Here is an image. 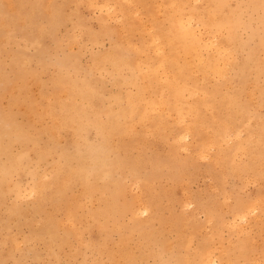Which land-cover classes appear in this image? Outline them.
<instances>
[{
    "label": "rangeland",
    "instance_id": "rangeland-1",
    "mask_svg": "<svg viewBox=\"0 0 264 264\" xmlns=\"http://www.w3.org/2000/svg\"><path fill=\"white\" fill-rule=\"evenodd\" d=\"M213 262L264 264V0H0V264Z\"/></svg>",
    "mask_w": 264,
    "mask_h": 264
},
{
    "label": "bare ground",
    "instance_id": "bare-ground-1",
    "mask_svg": "<svg viewBox=\"0 0 264 264\" xmlns=\"http://www.w3.org/2000/svg\"><path fill=\"white\" fill-rule=\"evenodd\" d=\"M175 25V24H174ZM211 44V43H210ZM198 50V49H197ZM184 74V73H183ZM187 136V134H185ZM182 138V137H181ZM180 141V140H179ZM212 141V140H211ZM209 263V262H208ZM207 264V263H206ZM210 264H216V262L210 263Z\"/></svg>",
    "mask_w": 264,
    "mask_h": 264
}]
</instances>
